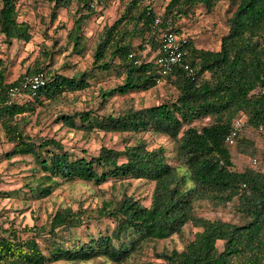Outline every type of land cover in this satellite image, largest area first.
Instances as JSON below:
<instances>
[{
    "label": "trees",
    "instance_id": "16d2710c",
    "mask_svg": "<svg viewBox=\"0 0 264 264\" xmlns=\"http://www.w3.org/2000/svg\"><path fill=\"white\" fill-rule=\"evenodd\" d=\"M42 1L50 5V22L58 10L70 13L72 24L66 30L65 45L78 56L88 53L91 60L87 68L69 76L51 70L47 63L66 49L57 47L54 40L50 48L41 50V61L8 82L7 59L0 58V130L10 145L2 156L31 159L30 175L19 191L40 200L60 185L77 181L100 186L108 181L143 180L152 188L148 204L123 193L119 198L102 199L94 207L59 206L41 223L34 217L32 224L19 226L13 220L7 226L0 224V264H74L99 259L125 264L134 263L145 249H151L163 264H264V148L255 141L259 128L264 132V92L251 93L264 70V0H232L236 5L225 20L227 29L217 50L198 48L187 40L185 60L199 71L190 77L178 64L162 77V83L176 91L174 99L109 113L91 106L58 114L56 122L84 135L102 132L121 137L119 149L101 145L97 154L81 156L54 137L30 136L25 130L28 115L36 106L46 108L108 74L118 82L97 88L101 107L111 97L156 86L160 40L158 29L153 28L155 11L140 0H127L119 16L89 38L84 27L98 13L88 0ZM221 1L226 0H166L159 27L166 28L169 22L170 29L179 34V19L192 16L197 6L210 12ZM17 2L0 0V36L6 45L28 43L32 38L31 25L19 19ZM62 27L57 23L54 29ZM137 39L141 45L135 47ZM142 43L151 45L155 52L151 58L137 51ZM38 71L44 73L43 86L31 97L5 104L9 86H22L25 76ZM236 119L241 121V130L234 144L228 145L224 138ZM144 133L168 138L172 148L150 146L141 136ZM234 145L255 163L234 168ZM202 204L230 206L236 219L197 214ZM92 221L95 233L73 236L82 227L89 231ZM106 221L112 227L106 223L101 229ZM186 225L195 231L182 248L156 251L160 241L180 236Z\"/></svg>",
    "mask_w": 264,
    "mask_h": 264
},
{
    "label": "rangeland",
    "instance_id": "374dc122",
    "mask_svg": "<svg viewBox=\"0 0 264 264\" xmlns=\"http://www.w3.org/2000/svg\"><path fill=\"white\" fill-rule=\"evenodd\" d=\"M126 2L127 0H105L104 4L97 9L98 14L91 16L87 25H85V35L92 38L100 31L103 24H111L122 12ZM150 2L158 10L161 9L166 0H150ZM235 5L236 3L232 0L221 1L210 12H207L202 6H197L192 16L183 17L177 21L176 26L179 28V34L188 38L198 48L217 50L220 37L227 29L225 20L230 16ZM17 7L19 19L26 20L31 25L32 38L28 43L13 41L11 45H6L0 36V58L7 59L8 82L22 75L35 61H41V50L45 47L50 48L54 40H57V43H55L57 47L66 46V30L72 24L70 13L65 10H58L57 18L50 22V5L42 0H18ZM57 23L63 24L64 28L55 30ZM140 45L141 42L138 39L134 41L135 47ZM137 51L140 52L142 57L148 56V58H151L155 53L149 43ZM90 60L88 53L78 56L71 51L70 46H66L65 50L54 54L52 63L47 64L50 65L51 70L69 76L76 69L83 70L87 68ZM117 82L118 79L113 74H108L88 89L67 93L60 101L50 104L46 108L36 106L35 112L28 115L29 122L25 128L26 132L36 138L48 136L59 139L67 150L78 156L84 153L95 155L101 145L116 149L121 148V137L118 134H104L102 132L84 135L80 131L68 129L56 122L55 118L58 114L86 109L91 106L100 113L116 112L129 106L141 108L172 100L176 95V91L169 83H162L146 91H135L123 96L111 97L103 107L98 106L97 88H107ZM141 136L150 146L164 145L168 149L172 148V143L164 136L150 133H144ZM255 141L260 148H264V132L262 130H258ZM9 148L10 145L6 142L0 130V224L3 226H7L11 220L19 226L32 224L34 217H37L38 223H41L49 213H52L59 206L70 205L72 208H76L78 204H82L84 207H94L99 205L102 199L119 198L123 193L140 199L144 204L149 202L152 184L143 180L108 181L100 186L77 181L60 185L50 196L40 200H34L28 196L24 197L22 191L19 190H23L22 184L30 175L31 159L29 157H12L8 159L3 157L2 155ZM231 150L234 154V168L241 169L245 165L252 164L253 157L238 153L236 145L232 146ZM171 157L172 154H168L170 163L174 164L175 162ZM6 193H9V196L5 195ZM23 197L26 199H22ZM196 212L209 218L236 219V215L230 206L215 208L202 204L196 208ZM106 223L109 228L112 227L110 221L102 222L99 227L104 228ZM90 224L89 231L86 232L82 227L73 236L76 238L88 232L95 233V222L92 221ZM194 231V228L186 225L180 236H172L170 239L160 241L157 244L156 251L159 252L163 248H182L192 238ZM218 247L220 248V243ZM55 264L70 263L58 262ZM74 264L112 263L99 259ZM125 264H163V262L154 256L151 249H145L143 253L135 257L134 263L128 262Z\"/></svg>",
    "mask_w": 264,
    "mask_h": 264
},
{
    "label": "built area",
    "instance_id": "2783aa9c",
    "mask_svg": "<svg viewBox=\"0 0 264 264\" xmlns=\"http://www.w3.org/2000/svg\"><path fill=\"white\" fill-rule=\"evenodd\" d=\"M143 4H147L150 8L155 11V16L153 20V28L158 29V38L160 40V47L155 58V65L158 68L160 74L156 78L155 84L159 85L162 83V77L167 75L173 70L176 65H181L185 73L194 77L199 71V67L191 66L189 62L185 60L187 55V49L185 44L188 38L175 33L170 29L169 22H166V28H160L159 24L161 22V9L156 10L150 0H140ZM105 0H88V5L92 9H99ZM44 84V73L41 71L35 72L31 75L24 77L22 86H9L6 93L5 104L10 105L13 102L23 98L31 97L35 94L36 90L39 89ZM264 92V70L260 76V84L255 87L251 93ZM241 130V121L239 119L234 120L229 126L228 132L225 135V142L228 145H233L235 138ZM261 130V128H259ZM252 164L255 163V159L251 160Z\"/></svg>",
    "mask_w": 264,
    "mask_h": 264
}]
</instances>
